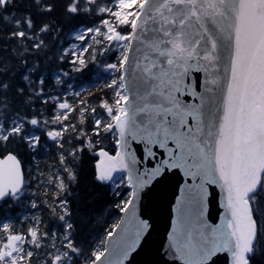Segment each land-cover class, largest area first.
Here are the masks:
<instances>
[{"label": "water", "instance_id": "95a60500", "mask_svg": "<svg viewBox=\"0 0 264 264\" xmlns=\"http://www.w3.org/2000/svg\"><path fill=\"white\" fill-rule=\"evenodd\" d=\"M177 43L130 33L118 149L99 170L124 172L131 195L93 264H201L222 218L228 231L229 197L264 172V0H239L231 28ZM15 163L0 159V182Z\"/></svg>", "mask_w": 264, "mask_h": 264}, {"label": "snow or ice", "instance_id": "6c2138e0", "mask_svg": "<svg viewBox=\"0 0 264 264\" xmlns=\"http://www.w3.org/2000/svg\"><path fill=\"white\" fill-rule=\"evenodd\" d=\"M7 2L8 0H4L5 5ZM34 4L37 6L36 14L29 13L21 24H17L15 27L18 30L10 33L9 39L22 42L25 48L30 47L33 52L38 53L46 46L45 35L52 31L51 24L44 17H55L65 24L79 25L73 34V40L79 43L74 42L60 49L58 59L63 63L70 55H80L76 49L84 47L89 40L99 44L101 38L106 41L125 39L123 34L129 30L135 33L143 29L145 33H154L172 48L181 47L177 41H190L196 36H209L212 32L222 33L226 27L233 26L239 0H136L135 3L130 0H34ZM5 20L8 18L5 17ZM60 30L55 29L56 32ZM84 51L86 53L88 48H84ZM205 59L212 60L213 57L209 54ZM68 62L73 63L72 60ZM79 64L83 67L85 61L81 58ZM35 67L39 65L36 64ZM35 67L28 71L34 72ZM106 67L114 68L115 65ZM193 70L197 73L195 78L199 85L203 69L194 67ZM63 75L67 73L64 72ZM22 79L27 87L19 83L14 85L0 70V159L10 156L16 161L6 171L3 182H0V199L9 195L17 197L22 192L27 174L18 157L25 148L31 150L40 144L39 135L25 134L26 126L47 125L50 114L52 122L45 136L57 141V147H61L64 133L69 131L68 119L76 111L71 108L67 96L61 98L52 95V89L44 75L34 81H30L27 75ZM60 82V77L57 76L56 83ZM76 95L79 96V93ZM17 96L23 97V103L30 105L27 111H21L20 107L15 106ZM100 107L103 109L105 104L101 103ZM92 115H95L94 110ZM81 123H86V120L81 119ZM100 124V121L94 122L92 127L98 128ZM72 127L75 128V124ZM99 135L101 133L94 132L93 139ZM77 141L81 147L77 149L73 146V157L77 152L86 156L88 150L95 149L97 156L94 159L99 160L105 151L92 141L85 146L81 137H77ZM59 159L63 162L65 157L61 155ZM67 171L68 180H75V170ZM108 176L109 171L105 168L94 172L92 191L102 188ZM56 188L58 191L52 197L50 209L61 222L62 231L57 233L49 232L46 227L42 229L43 220L39 215H33L30 219L25 217L19 226L11 222L0 224V264H65L66 261L72 264L69 258H78L80 249L74 234L91 224L94 213H100L106 208L104 199L108 196V190L104 189L91 204L82 196L73 205L60 195L66 190L63 177L58 178ZM260 189L261 184L257 183L247 191L243 200L235 204L229 197L227 205L231 218L227 221L228 231H221L223 218L221 225L212 229V246L204 256L207 264H243L245 254L249 264H264V252L257 248L264 241V202L252 199ZM90 194L91 192L88 193ZM44 203L49 204L48 201ZM31 207L38 208L35 200ZM73 207L76 209L75 213ZM248 234H251V248L246 242ZM57 240L60 241L58 247ZM257 252L260 254L257 255ZM91 255L95 260L100 253Z\"/></svg>", "mask_w": 264, "mask_h": 264}, {"label": "trees", "instance_id": "16d2710c", "mask_svg": "<svg viewBox=\"0 0 264 264\" xmlns=\"http://www.w3.org/2000/svg\"><path fill=\"white\" fill-rule=\"evenodd\" d=\"M36 9L34 0H8L6 5L4 0H0V70L14 85L19 83L25 87L27 83L22 79L24 75H27L30 81L44 75L52 89V95L61 98L67 96L71 108L76 111L72 112L68 119L69 131L64 133V142L61 147H57V141L45 136L52 122L50 114L47 125L26 126L25 134L39 135L40 144L31 150L25 148L18 157L23 162V168L27 174L26 185L19 196L10 197L0 204V224L11 222L19 226L25 217L30 219L33 215H39L43 220L42 229L46 227L49 232L59 233L62 231V224L50 209L52 197L58 191L56 188L58 178L63 177L66 185V190L60 195L73 205L82 196L86 197L87 202L91 204L104 189H107L108 196L104 199L106 208L100 213H94L91 224L80 233L74 234L80 255L78 258L70 257L69 259L72 264H91L93 262L91 254L102 252L105 237L112 231L120 217L129 199L130 189L125 178L120 176L114 190L110 184L104 183L102 188L92 191L91 182L94 179L95 164L98 161L94 159L97 156L94 154L96 150H88L86 156L77 152L75 157L72 156V151L73 146L77 149L81 147L77 141V137H81L85 141V146L87 142L92 141L99 145L100 149L114 154L117 134L113 127V120L120 112L119 107L123 99L119 68L122 56L120 58L113 56L115 53L113 49L111 51L106 49L103 52L94 51L89 54L88 48V51L80 57L85 61L83 67L79 64L80 59L69 63L71 56L66 57L61 63L58 59L60 49L68 45L70 32L79 25L65 24L55 17H44L51 24L52 31L45 35L46 46L40 52H33L30 47L25 48L24 43L10 40V33L18 30L15 26L21 24L29 13L35 15ZM5 17L8 20H5ZM56 28L61 30L56 32ZM36 64L39 67H35ZM105 64L115 65V67H106ZM34 67V72L28 71L29 68ZM64 72L67 75H63ZM57 76L60 77L59 84L56 83ZM76 93H79V96ZM23 100V97L17 96L15 106L20 107L21 111H27L30 105L24 104ZM101 103L105 104L103 109L100 107ZM48 107L50 108L51 104ZM93 110L95 115H92ZM81 119L86 120V123H81ZM97 121L101 122L100 126L93 128V123ZM73 124L75 128L72 127ZM94 132H99L101 135L93 139ZM61 155L65 157L63 162L59 159ZM82 160L83 163H81ZM68 169L75 170V180H68ZM89 192H91L90 195H88ZM252 199L264 202V176L260 191ZM33 200L38 204L36 209L31 207ZM44 201H48L49 204H45ZM75 211L73 207V212ZM56 244L58 247L60 241L57 240ZM257 248L260 252H264V241L260 242ZM260 252L256 254L259 255ZM65 264L68 262L66 261Z\"/></svg>", "mask_w": 264, "mask_h": 264}, {"label": "rangeland", "instance_id": "374dc122", "mask_svg": "<svg viewBox=\"0 0 264 264\" xmlns=\"http://www.w3.org/2000/svg\"><path fill=\"white\" fill-rule=\"evenodd\" d=\"M130 2L135 3L136 0H130ZM78 28L75 29L74 31L78 30ZM74 31L70 35L72 41H70L69 44L74 43V42L79 43V42H76L73 40ZM123 35L125 36V39H113L111 41H106V40L101 38L99 44L95 43L94 41L89 40L88 44H86L84 47L76 49V52L79 53L80 55H71L72 56L71 60L76 61L78 58H80L82 56V54L85 52L84 48H89V54L93 53L94 51L95 52L96 51L103 52L106 49L110 50V51H111V49H113V50H115V53L113 56L120 58L122 56V54L126 51V47L129 43V32L127 31ZM89 45H91V46L89 47ZM93 56H95V55L93 54ZM106 62H108V61H106ZM105 65H107V64H105ZM119 108H120V110H122V107H119ZM115 180H116V178L114 180H112V182L115 183ZM114 183H111V184H114Z\"/></svg>", "mask_w": 264, "mask_h": 264}, {"label": "flooded vegetation", "instance_id": "af4514ba", "mask_svg": "<svg viewBox=\"0 0 264 264\" xmlns=\"http://www.w3.org/2000/svg\"><path fill=\"white\" fill-rule=\"evenodd\" d=\"M243 239H244V238H243ZM249 240H250V234H248L247 237H246V242H247V244H248Z\"/></svg>", "mask_w": 264, "mask_h": 264}]
</instances>
